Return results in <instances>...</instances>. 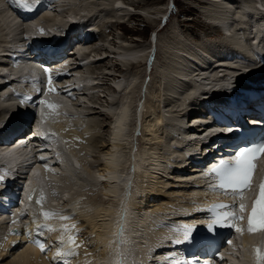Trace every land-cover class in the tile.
<instances>
[{
  "label": "bare ground",
  "instance_id": "1",
  "mask_svg": "<svg viewBox=\"0 0 264 264\" xmlns=\"http://www.w3.org/2000/svg\"><path fill=\"white\" fill-rule=\"evenodd\" d=\"M72 1H74V7L69 9V13L71 15L82 12L90 16L88 21L94 19L95 15H97V18L104 17L99 21L101 24L100 29H102V27L109 29L112 26L122 25L123 22H120L121 20L117 21L116 23H112L109 18L114 19L119 16V14H125L126 16L127 12L129 11L124 3V0ZM262 1L264 2V0ZM258 3H261V0H202L200 5L206 6L202 12V16L204 17L203 19L205 20L204 24H206L211 30V34L215 32L218 33L217 31H219L221 38L220 40L216 41H203L202 43L195 44L193 46L190 45V43L189 45L184 44L180 38L179 44L181 47H174L173 49L176 48L175 51H172L173 49L171 48L172 50H170L171 52L169 54L170 56H173L174 59L176 58L175 56H177L181 63L178 64L176 61L170 62L168 60V64L164 65L163 61H159L160 64L163 65H156L155 75L157 76H153L151 85L152 89L151 92L149 90V95L152 100H157L158 103L155 104L151 102L149 104V113L146 117L143 115L145 121H143V139H141L145 145H143L144 147L141 154H138L137 150V153H132V158L130 153L132 151V147L135 144L132 143L128 145L127 142L120 143V141L117 140L118 138H121L119 135L120 129L118 126L120 125L122 117H120V120L118 121L119 123L117 124V128L115 122L118 120L116 111L118 108L117 105L120 102L124 104L120 108V111L127 110L130 112L131 106L134 105V102H137L138 100L136 98L135 91H137L136 89L139 87V84H137V82L134 80L137 79V77H132L133 81L135 82V86L128 92L122 93L121 96H116V98L111 97L113 93H117L113 83H105L106 85H109V89L112 88L113 91L110 93H106L108 91H104L105 96H101V94H99L101 92L99 91V95H96L94 93L95 91L93 94L91 93V95H87V93L90 92V87L92 86L95 88V90H99L98 88H100L102 91V88L104 87L103 83L105 81L115 82L116 86H118L119 84L123 83L122 79H131V76L128 75L130 71H127V73L120 71L122 67L121 65L124 64L129 67V69H132L131 67H143L146 65L147 57L145 56L148 55L147 51L145 50L146 54L144 56L140 55L135 58L137 62H130L129 60L125 59H115L117 55H123L124 53L132 52L139 47L138 44H125L124 40V42L121 41L120 45L118 44L119 42L113 39L111 42L107 41L108 47H106L105 42V44L97 49L95 51L96 53L88 59L86 68L89 70L91 65L95 66V70L90 72L92 76L91 78L86 77L87 72L84 71L85 67L82 68L81 66H78L76 68V72L79 74V78H81V83L85 85V89L76 92V94L79 96L82 93L83 95L79 97L84 101H86L85 99L88 97L87 100H89V102L87 101V103H85L83 106H78L76 114H78L79 118L81 119L82 125L86 126L82 134L89 136L87 139L89 145H92V138L94 137L95 133L92 129L93 117L96 116L95 113L98 111L100 114L105 113L103 116H108V119L110 120V125L107 126V129L102 126L101 129L99 128L100 133L101 130L103 132L105 129L104 133H107L106 135H108L107 140L106 138H103L104 140L102 142L101 137H99L95 142L96 146L93 145L94 149L101 150V152L96 151V153L94 151V153H102L100 156H94L95 159L97 158V161L102 164L101 170H98L97 172L94 171L95 169L93 166L96 165L97 161L93 159L90 160V156H88L86 151H84V147L88 146V144L82 146L81 150H79L81 152H85L86 155L84 156V159L82 158L81 160L82 164L80 170L72 165L65 166L64 169L57 165L53 166V169L56 171L64 170V172H68L67 179L61 180L60 178H57V180L60 182V185H58L57 189L61 192L62 196H64V198L67 195H73L76 196V198L79 197L76 205L73 204V202L64 203L63 200L60 202L57 201L56 203L57 205L59 204V206H61L60 204H63L62 209H65L68 213H77L79 220L82 218L79 229L82 231L83 237L81 236L80 239H78V243L74 244L78 251L82 249V253H94L95 255L93 254L91 258L95 260L99 259V261L103 264H131L133 259H131L132 257L130 256L128 249L146 254L147 251L145 248L148 247L152 241H154L155 245L162 246L164 243L163 238L170 237L172 231H174L173 227L161 226L151 221L152 216L156 214L155 217L158 220H164L166 217L171 216L180 219L182 215H199L201 209L199 204L203 200L205 193L193 190L194 185L187 182V177H189L188 175L191 176L196 170L193 169L191 164L184 166V162L186 161L185 155L176 151L171 153L169 146L170 144H177L179 147H182L183 141L180 139L182 135L193 138L195 137L194 134L189 133L187 130L182 134L181 131L184 129L185 123L188 127L190 126L189 123L191 120H197L199 118V110L191 108V113H189V115L186 112H188L190 105H199L200 101L198 98H202V93L204 92H201V90H203L205 83H210L212 79L216 78V82H212L210 85L217 88L218 86H223L221 84L229 83L233 79L239 78L243 80L242 76L247 74L246 72L249 70L251 72L252 69L258 67L256 64L253 66H248L243 63L244 61L242 59L234 60L232 56V53H238V49L234 47V43L240 46V49L245 50V41L251 40L253 32H256L257 36L259 34L258 30L261 27H264V8L263 6H259ZM114 6H117L120 9L115 11ZM104 9L110 10V12L104 14ZM144 10H139L142 13H136L135 11V13L131 12L129 15L132 17L139 14L141 17L149 18L150 16H158L159 14L163 13L160 9L150 11ZM244 11H248L247 14H245ZM66 14L68 13L65 12L63 15L53 13V16L57 17L58 20L62 19L63 22V20L66 18ZM233 18L239 24L237 27H241L242 32H240L241 30H235L232 28L234 22ZM207 20L214 21L215 23L211 24ZM252 20L255 21V23H252ZM0 21L5 23L8 29L10 27H18L17 22L4 10H0ZM151 22H153V19L147 20V23ZM109 23H111V25H109ZM218 24H220L226 30L228 35L235 37L226 38L227 40L225 41L222 32L217 27ZM58 25L59 27L63 26L61 23H58ZM87 27H90V25H87ZM9 32H11V30H9ZM108 37L109 36L106 38ZM240 37L244 39V45L240 44ZM7 38L8 34L2 32V29H0V52L3 51V47L8 45L6 41ZM102 41L106 40L103 39ZM95 44L96 42H94L92 45ZM91 47L93 46H85L78 50L84 51L83 49H89ZM191 47H195L197 50H194ZM168 49L170 48L168 47ZM204 50L211 52L214 55L206 57L205 61L198 56V53ZM252 52H258V50H252ZM158 55L159 60H162L164 55L166 57V53H156V56ZM187 56L191 57L192 59L187 58ZM201 57L203 58L202 55ZM244 57L245 60L248 61H251V59L254 60L250 53H245ZM165 59L166 58H163V60ZM224 62L237 63L240 65V67H237L239 71L231 73L228 76L218 78L219 75L223 73L222 69H219L218 67L223 66ZM113 63H116V65L119 66L117 70H114L117 66L114 68L113 65L110 66V64ZM23 68L25 70L27 69L25 66ZM106 68L107 70L111 69V71H105ZM211 73L212 75L208 77V75ZM115 77L117 79H115ZM211 90L212 88L209 89V92H211ZM102 99H105V104L107 106L100 105ZM98 105L102 108L100 109ZM187 105L188 107L186 109L178 111L179 108ZM8 109L10 111H14L17 109V107L15 104L2 101L0 103V125L3 122ZM130 114L132 116V113ZM166 115L168 116V119L175 118V121H166ZM72 121L75 122L74 119H72ZM99 122L100 124H103L101 121ZM126 138L127 139L124 140H128V143L132 142L131 140H133L131 139V136ZM169 151L170 154H168ZM175 155L181 159L180 163L176 160H172ZM131 160L135 162V164L140 168L138 173L135 175V177H137V184L134 185V187H139V192L136 196L137 193L131 194L132 191L129 190V192L124 193L125 198L120 200L116 197V194L119 190L117 187L119 185L115 184L114 180L100 183L97 181V177L102 175L107 176V173L113 174L119 169H126L127 171ZM88 163H90V166H87ZM90 167L94 170H90ZM167 167H175L180 169L182 174L178 171L173 173L169 172ZM50 175L51 174L48 173V177L52 176ZM175 179H182V181ZM88 187L90 188L87 189ZM97 187H102L100 193L97 191ZM96 188L97 190L95 191ZM120 189H122V186H120ZM128 189H130V187H128ZM90 194H93L95 197L93 200L91 199V201L95 202H92V204L97 205L91 209L89 207L88 209V205H81L80 203L84 201V199L90 198ZM128 194H131V198ZM81 196L84 199H82ZM127 196L129 197L127 198ZM91 197L93 198V196ZM0 198L4 197L0 196ZM74 201H76V199ZM0 203H2V201H0ZM126 207L129 208V212H125ZM88 211H92V213L89 212L90 214H87ZM1 219H6L5 214L1 215ZM126 220L129 223L127 230ZM166 221H168L169 224L172 223L171 219H167ZM66 222L67 221H60L58 227L67 228ZM0 231H4V226L1 224ZM22 240L25 239L23 238ZM83 241H88V243L86 245H80L79 242L83 243ZM24 244V241H21L20 244H18L17 238L7 237L6 242L0 244V264H47L45 259L42 258L36 250L32 248L24 249ZM16 245L18 246L16 247ZM8 259L10 260L8 261ZM76 263H82V261H76Z\"/></svg>",
  "mask_w": 264,
  "mask_h": 264
},
{
  "label": "rangeland",
  "instance_id": "2",
  "mask_svg": "<svg viewBox=\"0 0 264 264\" xmlns=\"http://www.w3.org/2000/svg\"><path fill=\"white\" fill-rule=\"evenodd\" d=\"M110 1H113V0H110ZM200 1L202 2V0H174L172 16H170L168 22L165 24L166 26L164 28H162L163 25H164L163 17H166V16H168L171 13L170 9H169V6H168L169 5V0H124V3H125L126 7L129 10L127 12L126 16H125V14H120L119 15L120 17L117 16L114 19L107 17V18H109V20H111L112 23H116L117 21L121 20L120 22H123L122 25H116L115 24L116 26H112L109 29H106V28L102 27L103 30L102 29H100V30L103 32V34L100 35V40L104 44L106 42V44H105L106 47H108V42H111L113 39L116 40L117 42H119L118 44H120V45H121V41L122 42L125 41L124 43L125 44L127 43L128 45H137L138 44V47L139 48L142 47L143 50H146L148 47L151 48V46H152L153 47L152 49H154V54H153V57L150 59L151 66H156V65L159 66V65H161L160 62H162V61L164 62V65L168 64L169 61L170 62L176 61L178 64H180L181 61H180V59L177 56H175L176 58L174 59L173 56H170V54H169L171 52L170 50H172L174 47H181V45L179 44V39L180 38H181V41L184 44H188L189 45V43H190V45H192V46L195 45V44L202 43L203 41L204 42H210V41L220 40V38H221V34H220L219 31H217L218 33L215 32V33L211 34V30L208 28V26L206 24H204L205 20L203 19L204 17L202 16L203 15L202 12L206 8V6L205 5H200L201 4ZM142 9L143 10L145 9V10H148V11L155 10V9H160L163 13L159 14L158 16L157 15L153 16V17L150 16L149 18L141 17V16H139V14L134 15L132 17H131V15H129V14H131V12L135 13V11H136V13H137L139 10H142ZM198 11H200V12H198ZM140 13H142V12H140ZM148 19H151V20L153 19V22L147 23ZM190 33H191L192 38L190 36ZM153 34H157L155 41L153 40ZM105 36L106 37L109 36V37L106 38ZM208 36H210V37H208ZM113 37H115V38H113ZM120 38H121V40H120ZM103 39H105L106 41H102ZM187 40L188 41L190 40V41L188 42ZM208 44H210V43H208ZM168 47L170 49H168ZM191 48L194 49V50H197V48H195V47H191ZM175 50H176V48L173 49L172 51H175ZM159 51L162 52L163 54L166 53V57H165V55L163 57V58H166L165 60H163V58H162V60L158 59L159 55L156 56V53H160ZM184 57H186V56H184ZM112 65H113V68L115 66H117L116 63L110 64V66H112ZM93 66L91 65V67H89L90 71L85 67L84 71L85 72H89V73L92 72V70H95V66L94 67ZM121 66H122L121 68L124 69V72L131 70L126 65H121ZM151 66L148 69H147L146 65H144L141 68L131 67L132 68L131 72H133V73H130L131 77H133V78L137 77V79H134L136 82H140L139 87L136 89L137 91H135V92H136V98L138 99L137 102L140 101V98L142 96L140 105L143 108H145V114H144L145 117L149 113L148 111H150L149 104L151 102H153L155 104L158 103L157 100L156 101L154 99L152 100L151 97H150L149 100H147V98H146L147 96H149V90L151 92L152 80H153V76L155 75V72H154V75L151 76V72H150ZM107 68H108V66H107ZM107 68L105 69V71H111V69L107 70ZM118 68H119V66H117L114 70H117ZM161 68H163V67H161ZM96 71H98V70H96ZM155 76H157V75H155ZM151 78H152V80H151ZM115 79H117V78L115 77ZM149 82H150V86L148 85ZM105 83L107 84V83H113V82L105 81L103 83L104 87L102 88V91H101L100 88H98L99 90H95V88H93V86H92V87H90V92L89 93L93 94V92L95 91L94 93L96 95L101 94V96H105V92L106 91H108L106 93L113 92L112 88H110L111 89L110 90L109 89V85H106ZM147 85H148V88H147ZM98 91L101 92V93H99ZM112 95H111L112 98H115V96H117L115 94H114V96H112ZM87 99H88V97H86L85 100L89 102V100H87ZM100 105L107 106L105 104V99H102ZM98 107L100 109L102 108L99 105H98ZM105 109H106V107H105ZM98 112H96V113L94 112L96 116L93 117V123H92L93 128L92 129H93V131L95 133H94V137L92 138V140H93L92 145L88 144V146H85L86 148L84 147V151H86L87 155L90 156L89 159L90 160L93 159L95 161L98 160L97 158L95 159V157L100 156L102 153L96 154L97 153L96 151H100L101 152V150L94 149L93 145L96 146L95 142L97 141V139L99 137H101L102 142L104 140L103 138H106V140H107V136L108 135H106L107 133L105 134L104 131H105V129L108 128L107 126L110 125V123H109L110 120L108 119V116L104 117L103 115H105V113L104 114H100ZM144 116H143L142 122L145 121L144 120L145 119ZM99 121H101V123H103L104 125L100 124ZM143 125H144V122H143ZM101 126L104 127L105 129H104L103 132L101 130V133H100L99 128L101 129ZM89 130H90V128H89ZM102 133H104V134H102ZM142 139H140V151H138V154L139 153L141 154V151H142V149L144 147L143 145H145V144H143ZM141 145H142V147H141ZM87 147H89V148H87ZM92 148H93V150H92ZM97 148H98V146H97ZM94 151L96 153H94ZM83 159H84V157H83ZM92 164H94V163H92ZM98 164H100V165H98ZM96 165L93 166V168L95 170L92 169L91 167H90V170H94V171L97 172L98 170L102 169L101 168L102 164L99 163V161L96 162ZM87 166H90V163H88ZM136 182H137V180H136ZM135 187L133 186V189H134L133 191L138 190L137 194H136V196H137L138 192H139V187H136V188ZM97 188H98V190H97ZM97 188L95 189V191L97 190L100 193L101 190H102V187L101 188L97 187ZM132 192H131V194H132ZM90 195L93 196V198L90 196V198L85 199L84 201H82L80 203L81 205H88V207H87L88 209H89V207L91 209L92 207H95L97 205V204H95V205L92 204L93 201H91V199L93 200L95 197H94L93 194H90ZM81 198H83V197L81 196ZM130 198H131V196H130ZM93 203H95V202H93ZM89 212L92 213V211H88L87 214H90ZM81 219L82 218H80V220L78 219L79 222L81 221ZM9 260L10 259H8V261Z\"/></svg>",
  "mask_w": 264,
  "mask_h": 264
},
{
  "label": "snow or ice",
  "instance_id": "3",
  "mask_svg": "<svg viewBox=\"0 0 264 264\" xmlns=\"http://www.w3.org/2000/svg\"><path fill=\"white\" fill-rule=\"evenodd\" d=\"M14 3H18L19 7L31 10V5L27 3H23L22 0H13ZM41 34L43 33V29L40 30ZM45 73H49V69L47 67L44 68ZM52 77L49 75L48 79V89L49 91H55L52 88ZM27 99V98H25ZM40 104H45V101L41 100ZM49 108H54V105H47ZM262 154H264V142H260L259 144L244 146L239 148L234 153V164L227 163L224 159H221L220 162L214 165L210 174H214L218 178V186L221 190L227 194L228 192L232 193L233 198H239L243 200L244 192L249 190L251 187V180L253 174L255 172V164L254 161L257 160ZM2 179V178H0ZM34 193L40 196V199L35 200L36 204H42L43 202V194L39 192L38 189L34 190ZM32 201V197H30V202ZM219 207L220 209H230L233 206L229 205H219L214 206ZM239 211L243 213L245 211V205L241 203L239 205ZM41 215L45 220L51 218L55 215V213L50 212H42ZM62 220L69 219L68 216H61ZM242 220L243 216L237 217L232 214L231 211L225 212L223 215L218 217H213L214 224H209L208 229L211 231L214 226L218 227H234L237 233H241L242 229L239 227H235L234 224H230L229 221ZM15 223V220L13 221ZM73 228L75 225L72 226ZM49 231H55V229H49ZM62 231L67 232V228H64ZM249 234H253L254 232H264V181L260 184V194L259 197L254 201L252 212L248 216V229ZM191 229L185 230V238L188 239L191 237ZM61 242H63L61 240ZM70 244H74V238L69 237ZM179 242V241H177ZM228 243H231L229 241ZM37 247H39L42 253L46 252L44 243H37ZM63 253L57 252V256L62 255ZM69 252L67 255H71ZM254 259L256 264H264V252L261 249H254ZM222 259V257H221Z\"/></svg>",
  "mask_w": 264,
  "mask_h": 264
}]
</instances>
